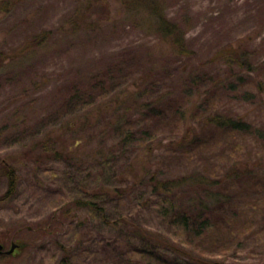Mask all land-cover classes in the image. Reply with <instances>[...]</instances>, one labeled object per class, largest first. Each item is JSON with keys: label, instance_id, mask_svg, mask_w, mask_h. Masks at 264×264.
Returning <instances> with one entry per match:
<instances>
[{"label": "rangeland", "instance_id": "rangeland-1", "mask_svg": "<svg viewBox=\"0 0 264 264\" xmlns=\"http://www.w3.org/2000/svg\"><path fill=\"white\" fill-rule=\"evenodd\" d=\"M262 80L264 0H0V243L25 244L0 264H161L137 229L178 243L162 253L172 264H202L188 255L200 250L264 264L263 171L225 189L227 225L212 238L164 217L146 182L264 157ZM216 114L253 126L226 129ZM195 131L197 146L184 140ZM2 162L18 171L12 194ZM101 186L107 222L71 200Z\"/></svg>", "mask_w": 264, "mask_h": 264}, {"label": "trees", "instance_id": "trees-1", "mask_svg": "<svg viewBox=\"0 0 264 264\" xmlns=\"http://www.w3.org/2000/svg\"><path fill=\"white\" fill-rule=\"evenodd\" d=\"M150 3L151 2H149L148 5H150ZM231 57H233V55H231ZM258 88L260 91H264V80L258 82ZM212 116L213 117L209 120L210 123L226 129L239 130L248 129L253 126L250 121L242 116L234 117L230 115L217 114ZM256 132H259V134L264 136V130L262 128H257ZM188 135L189 134L184 136V140L190 142V145L197 146L201 143L200 136H198L196 131L193 139H190ZM58 155L59 157L61 156L60 151L58 152ZM256 157L258 158H239L236 160L235 164L227 169L224 175L218 177H211L200 172H190L172 178H160L157 174H153L146 179V182L152 191L164 194L161 206L159 207V212H161L164 217L169 218L172 223H176L178 226H181L183 229L189 231L196 237L208 238L211 236L210 238H212L213 235L211 233H213V229L219 230L223 225H227L225 222H220V219L223 218L222 211L225 209L226 204L229 202L231 203L233 198L231 193L225 189L230 187V184L237 181V179H254L259 176L261 171L264 172V157ZM2 166L5 168V173L9 178V188L7 194H12L18 184V171L8 162H2ZM77 188L74 192H76V190L78 192ZM182 190H188L190 193V196L187 199V205L179 203L170 197L171 194ZM81 192H85L83 187L81 188ZM110 193L111 191H108L104 186H101L99 190L94 191L91 194L89 193L92 195L91 197L87 195V197H84L83 194H81L76 195L74 198L72 197L71 200L78 206H85L94 210L96 217H98L102 222H107L110 215L103 203L104 201L100 199V195H108ZM116 194L118 195V192ZM217 211H220L218 219L216 218ZM122 218H125V216H116L113 218V221L118 223V221ZM209 230L211 233L207 234ZM135 233L137 234L136 237L139 238L141 242L144 241L147 244H150L152 240H158L156 243L160 246L159 251L156 246H152L153 249L150 251V254L164 264H172V261L169 262L168 258L163 256L162 253L165 254V251L170 253L174 251L177 253L184 252L183 248H181L178 243L171 240L172 238L168 237L163 240L159 236H152L149 232L143 231L142 229H137ZM214 240L216 246L223 245L222 238L216 236ZM239 240L241 239L232 241V243H234L232 246H237V242H239ZM136 249L144 254L149 252L142 246H139ZM200 252L203 253L195 255L193 252H188V255L190 259L198 263H219L214 259L208 258L205 251L200 250ZM212 253L213 252H209V255Z\"/></svg>", "mask_w": 264, "mask_h": 264}, {"label": "water", "instance_id": "water-1", "mask_svg": "<svg viewBox=\"0 0 264 264\" xmlns=\"http://www.w3.org/2000/svg\"><path fill=\"white\" fill-rule=\"evenodd\" d=\"M24 245L25 244H23V243L13 242L11 248L9 250H7L6 252L7 253H12V252L15 251V248L22 247ZM3 248H4V245L0 243V252H3Z\"/></svg>", "mask_w": 264, "mask_h": 264}]
</instances>
